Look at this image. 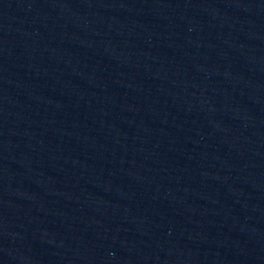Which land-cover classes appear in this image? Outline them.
<instances>
[{
    "label": "water",
    "instance_id": "95a60500",
    "mask_svg": "<svg viewBox=\"0 0 264 264\" xmlns=\"http://www.w3.org/2000/svg\"><path fill=\"white\" fill-rule=\"evenodd\" d=\"M0 264H264V0H0Z\"/></svg>",
    "mask_w": 264,
    "mask_h": 264
}]
</instances>
